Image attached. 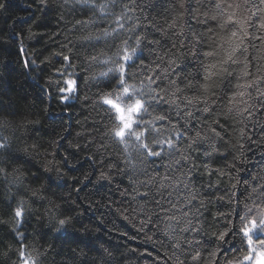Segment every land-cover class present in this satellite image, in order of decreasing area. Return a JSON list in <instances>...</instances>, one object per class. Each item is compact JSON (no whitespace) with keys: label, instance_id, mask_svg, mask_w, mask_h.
Returning a JSON list of instances; mask_svg holds the SVG:
<instances>
[{"label":"trees","instance_id":"trees-1","mask_svg":"<svg viewBox=\"0 0 264 264\" xmlns=\"http://www.w3.org/2000/svg\"><path fill=\"white\" fill-rule=\"evenodd\" d=\"M106 2L92 0L85 5L76 0H0L3 5L0 7V143L9 145V151H0V168L9 173L7 179L0 175V240L3 241L0 264H21L17 249L22 248L26 255L36 256L38 264H176L177 259L193 264L191 255L197 250L202 257L198 264H212L215 259L223 264L225 258L237 257L246 249L238 234L227 237V243L220 242L216 234L226 226L239 223L234 211L243 215L245 204L259 203V191L252 192L258 182L252 177L264 175V111L243 119L232 115L225 124L219 153L213 154L212 159L204 156L207 145L191 153L198 167L187 180L181 175L188 170L184 162L168 167L178 158L175 153L166 154L163 159L149 158L141 165L138 154L130 148L131 159L137 164L135 169L130 168L123 145L104 135L111 121L97 103L98 94L109 90L106 78L101 79L98 74L111 66L103 61L116 51L112 38L103 37L102 30L111 31L116 26L115 17L128 0H117V6L109 5L104 13L92 6ZM169 2L137 0V10L128 14L132 19L123 21L126 27H131L139 18L137 34L146 35L147 40H160V46H151L157 52L170 47L174 38L171 33L162 37L148 26V21L156 28H163L171 19V9L164 11ZM200 10H210V5L205 2ZM187 23L198 33L205 31L196 20ZM130 44L134 46L133 41ZM151 48L139 53L145 64L156 59ZM55 53L69 56V61ZM92 56L98 60L91 61ZM179 63L182 75H196V62L182 59ZM68 64L74 65L67 72L74 74L72 78L78 80L79 88L72 99L64 102L57 86H49L48 81L61 80L56 69ZM166 83L160 87L164 88ZM235 83L233 78L230 85ZM230 85L218 91V95L230 94ZM163 110L175 121L174 111H168V105ZM160 111L157 107L154 114ZM214 118L215 113L198 114L196 126L200 122L206 126ZM157 124L167 127L164 122ZM24 149L28 152L24 153ZM237 156L239 159L233 160ZM233 162L236 169H228L226 165ZM205 164L212 171H206ZM217 168L224 169L226 174L220 176L214 171ZM102 172L111 179L100 180ZM16 175L22 181L14 182ZM153 175H168L179 183L173 185L168 181L169 186L157 193L159 181L154 185L142 183ZM185 182L189 184L187 189ZM33 191L36 197L32 196ZM125 191L128 195H124ZM145 191H150L155 200H161L166 209L176 204L177 208L170 214L187 213L193 225L200 229L199 234L182 232L183 221L172 222L171 235L162 231L167 221L157 223L153 218L152 223L142 224L149 213H140L141 206L159 211L152 200L146 202L136 196V192ZM190 191L197 196L191 205L186 202ZM20 199L26 201L25 207L30 212L18 229L23 237H15L11 210L5 203L10 201L14 208ZM160 216L163 220L164 214ZM65 218L69 223L57 231L58 221ZM191 240L199 241V247L185 242ZM177 243L179 248L175 247ZM217 248L220 252L210 258Z\"/></svg>","mask_w":264,"mask_h":264},{"label":"snow or ice","instance_id":"snow-or-ice-1","mask_svg":"<svg viewBox=\"0 0 264 264\" xmlns=\"http://www.w3.org/2000/svg\"><path fill=\"white\" fill-rule=\"evenodd\" d=\"M76 2L89 5L92 0H76ZM205 2L210 5V10L201 11ZM109 5L117 6V0H107L106 3L99 5L92 4L101 13H104ZM121 7V13L114 20L116 26L111 31L102 30V36L111 37L112 46L116 49L112 57L103 61L104 64H111V66L98 74L101 79L106 78L109 88L98 94L97 101L105 109L111 121V127L106 129L104 135L111 138L113 142L123 145L128 166L133 169L137 167V164L131 159L130 148L138 154L141 165L149 158L163 159L166 154H178V158L172 160L168 167L181 165L184 162L188 170L181 175L187 180L192 177L193 170L198 167L191 153L202 145H207L203 155L209 159H212L213 154L219 153V142L223 141V133L226 131L225 124L232 115H238L243 119L254 117L258 112L264 111V0H194V2L193 0H170L168 8L164 11L168 12L169 8L171 9V19L163 28H156L151 21H148V26L154 28L162 37H167L171 33L174 38L171 46L164 48L162 52L151 48L152 45L160 46V40H147L146 35L137 34V28L140 27L139 18L131 27H126L123 22L132 19V16L128 14L137 10V0H128ZM140 10L143 12V9ZM189 20H196L205 31L198 33L193 30L187 23ZM79 23L81 22L77 21V24ZM210 24H214L215 27H209ZM128 33L135 35H128ZM92 38L84 37L83 39ZM130 41H133L134 46L130 44ZM166 43L167 40H165ZM150 48L156 59L145 64L139 53ZM54 55H61L64 61H69V56L63 53ZM89 59L95 62L98 57L92 56ZM182 59H191L196 62L195 76L192 73L188 76L181 74L179 61ZM137 61L140 63L137 64ZM161 65L165 66L161 67ZM70 66L74 67L68 64L56 69L62 77L61 80L48 81L49 86L53 84L57 86L60 98L64 102L72 99L79 88L78 80L72 78L74 74L67 72ZM189 76L192 79H189ZM95 78L91 77V79ZM233 78L237 83L230 85ZM165 81L166 86L161 88L160 84ZM229 85L230 94L225 92L223 96L218 95V91H223ZM187 92L192 94L188 95ZM164 105H168V111H174L175 121L170 118L168 112L163 110ZM157 107L161 109L160 114H154ZM217 109L222 110L217 111ZM213 113L216 114V118L210 123L205 126L204 122H200L199 127L196 126L198 114L211 116ZM146 116L149 118L145 119ZM221 120L224 123H221ZM157 122H164L167 127L158 126ZM240 133L242 136L245 135V130L240 129ZM182 143H184L183 148L180 147ZM32 148L35 150V146ZM0 151H9V145L0 143ZM23 152L27 153L28 149H24ZM9 154L11 155L10 152ZM236 159H239V156L233 158V160ZM203 167L206 171H212L207 164ZM226 167L236 169L234 162ZM214 171L220 176L226 174L224 169L217 168ZM13 172L18 173L19 170L13 169ZM0 175L7 179L9 173L4 168H0ZM99 179L110 180L111 177L102 172ZM252 179L258 182V186L253 187L252 192L259 191V203L253 201L251 206L245 204L243 215H240L239 211H234L233 214L239 223L231 227L226 226L224 231L216 234L217 239L223 243L228 242L227 237L230 235L238 234L246 251L232 259L225 258L223 264H245V262L264 264V183H260L264 181V175L257 174ZM20 181L22 177L16 175L14 182ZM157 181H159L157 193H161L162 189L169 186L166 183L168 181H171L173 185L179 183L168 175L149 176L142 183L154 185ZM235 186L234 184L233 187ZM184 187L189 188V184L185 182ZM36 195L37 193L33 191L32 196L36 197ZM124 195H128L127 191ZM136 196L146 202L152 200L159 208L157 212L141 206L140 213L146 211L149 213L147 219L141 221L142 224L152 223L153 218L157 223L167 221L162 231L171 235L174 227L172 222L183 221L182 232L193 231L199 234L200 229L193 225L187 213H182L180 216L170 214L177 208L176 204L166 209L162 206L161 200H155L152 197L150 191L136 192ZM196 198V194L190 191L186 202L191 205ZM12 199L15 197L13 196ZM25 205L26 201L23 199L17 201L14 208L10 201L5 203V207L11 210L15 237H23L18 229L22 226L26 213L30 212ZM200 206L203 207V201H200ZM160 213L164 214L163 220ZM68 223L67 218L60 219L56 230L60 231ZM185 242L196 248L200 243L196 240ZM0 243L3 241L0 240ZM17 243L21 241L17 240ZM175 247L179 248V243ZM17 252L21 257V264H38V258L31 253L26 255L25 249H17ZM218 252H220L219 248L210 254V258L216 257ZM4 255H7V252ZM201 259L199 250L191 255L193 264H198ZM176 264H184V262L177 259ZM212 264H222V262L215 259Z\"/></svg>","mask_w":264,"mask_h":264},{"label":"rangeland","instance_id":"rangeland-1","mask_svg":"<svg viewBox=\"0 0 264 264\" xmlns=\"http://www.w3.org/2000/svg\"><path fill=\"white\" fill-rule=\"evenodd\" d=\"M251 206V205H250ZM245 264H247V262H245Z\"/></svg>","mask_w":264,"mask_h":264}]
</instances>
